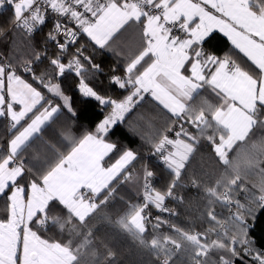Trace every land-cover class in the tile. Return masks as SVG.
I'll return each instance as SVG.
<instances>
[{
	"label": "snow or ice",
	"instance_id": "6c2138e0",
	"mask_svg": "<svg viewBox=\"0 0 264 264\" xmlns=\"http://www.w3.org/2000/svg\"><path fill=\"white\" fill-rule=\"evenodd\" d=\"M0 10L12 13L0 26V264H120L117 239L141 264H264L251 235L264 212V0H0ZM130 30L132 46L114 48ZM216 33L231 45L222 56L207 47ZM103 52L118 58L115 98L89 83ZM72 78L103 113L93 127L79 124ZM148 96L155 112L129 129L140 149H120L111 134ZM61 118L58 143L45 141ZM201 147L215 167L198 174ZM181 208L194 213L187 226L174 219Z\"/></svg>",
	"mask_w": 264,
	"mask_h": 264
},
{
	"label": "trees",
	"instance_id": "16d2710c",
	"mask_svg": "<svg viewBox=\"0 0 264 264\" xmlns=\"http://www.w3.org/2000/svg\"><path fill=\"white\" fill-rule=\"evenodd\" d=\"M12 13L8 10H0V26L4 28L9 27V18ZM48 31V27L46 26L41 32H38L35 36L36 41L39 43L40 40L43 39L44 33ZM12 34L8 33V38L11 39ZM134 35L131 30L127 33H124L119 39L116 40L114 44V48H124L126 51L128 47L132 46L134 43ZM208 49L214 51L217 55H223L229 51L231 48L228 40L223 37L221 34L216 33L214 38L209 42ZM0 49H3L5 52L7 51L6 44H0ZM99 51V50H98ZM117 57L113 55L111 52H103L102 54L96 55L94 60L95 63L101 65L103 72L99 75L95 80H90L89 83L95 87L101 94H107L113 96H119L122 90L118 88H113L109 85L108 76L111 74L113 67H116ZM65 90L68 95L72 97L73 107L79 113L80 119L79 124L81 128H89L93 127L95 123L102 118L103 113L100 108L97 106L95 101H92L88 104H82L80 102V96L78 92L75 90V79H69L65 81ZM146 101H150L151 103L145 102L143 107H138L134 110L133 113L129 114V119L125 125H119L115 128V131L111 134L110 140L116 142L120 149L125 147L140 149L141 141L138 136L133 135V132L130 131V127L135 128L136 123H139L137 119L138 113H154L155 110L151 107L154 104V101H151V97H146ZM65 121L63 118L57 120V122L45 130L43 139L45 141L57 142L59 141V132L61 128L64 126ZM6 133V121L0 119V141H3V138ZM39 147V142L37 141L33 145V149L29 150V155H31L32 151ZM209 149L201 147L200 151L197 153L195 160L193 161L196 172L199 174L201 171H210L215 166L213 162L208 158ZM141 155H143V151L141 149ZM154 162V158H150ZM139 167V164L137 165ZM187 179V177H186ZM157 186H160L158 184ZM125 194H130L129 189H124ZM187 195H194V189H188ZM117 206L119 207V202H117ZM115 209H113L114 211ZM181 216L174 218L176 221L182 226L188 225V220L186 217L188 215H194V213H186L184 208L180 209ZM253 223V221H249ZM99 235H104V230H102ZM251 235L255 238L256 246L264 249V212L258 214L256 220L254 221V228L252 230ZM113 246L115 247L118 257L120 258V264H141L136 250L131 246L130 242L124 239H117L112 241Z\"/></svg>",
	"mask_w": 264,
	"mask_h": 264
},
{
	"label": "crops",
	"instance_id": "0c3cea01",
	"mask_svg": "<svg viewBox=\"0 0 264 264\" xmlns=\"http://www.w3.org/2000/svg\"><path fill=\"white\" fill-rule=\"evenodd\" d=\"M220 34V33H219ZM222 35V34H221ZM223 36V35H222ZM224 37V36H223ZM226 38V37H225ZM227 39V38H226ZM150 97V96H149Z\"/></svg>",
	"mask_w": 264,
	"mask_h": 264
}]
</instances>
